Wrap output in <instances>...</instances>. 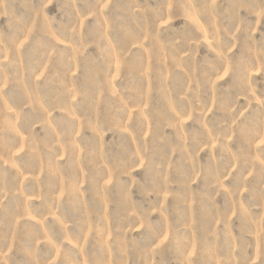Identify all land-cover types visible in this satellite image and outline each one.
I'll return each mask as SVG.
<instances>
[{"label": "rangeland", "instance_id": "rangeland-1", "mask_svg": "<svg viewBox=\"0 0 264 264\" xmlns=\"http://www.w3.org/2000/svg\"><path fill=\"white\" fill-rule=\"evenodd\" d=\"M0 264H264V0H0Z\"/></svg>", "mask_w": 264, "mask_h": 264}]
</instances>
